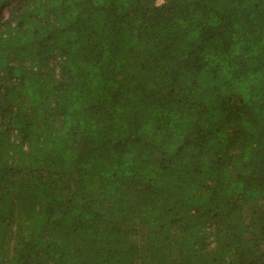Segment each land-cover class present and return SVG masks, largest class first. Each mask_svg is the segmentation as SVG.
<instances>
[{
	"label": "trees",
	"instance_id": "obj_1",
	"mask_svg": "<svg viewBox=\"0 0 264 264\" xmlns=\"http://www.w3.org/2000/svg\"><path fill=\"white\" fill-rule=\"evenodd\" d=\"M0 264H264V0H0Z\"/></svg>",
	"mask_w": 264,
	"mask_h": 264
},
{
	"label": "built area",
	"instance_id": "obj_2",
	"mask_svg": "<svg viewBox=\"0 0 264 264\" xmlns=\"http://www.w3.org/2000/svg\"><path fill=\"white\" fill-rule=\"evenodd\" d=\"M163 0H158V4L161 3Z\"/></svg>",
	"mask_w": 264,
	"mask_h": 264
}]
</instances>
